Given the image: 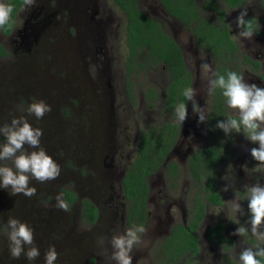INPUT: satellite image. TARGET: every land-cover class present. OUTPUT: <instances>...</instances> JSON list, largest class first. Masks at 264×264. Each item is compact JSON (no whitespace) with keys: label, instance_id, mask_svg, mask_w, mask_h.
<instances>
[{"label":"rangeland","instance_id":"obj_1","mask_svg":"<svg viewBox=\"0 0 264 264\" xmlns=\"http://www.w3.org/2000/svg\"><path fill=\"white\" fill-rule=\"evenodd\" d=\"M39 1L43 3L44 0ZM88 3L85 13L90 16V21L98 20L94 34H87L83 27L76 28L74 17L63 12L62 16L55 14L54 20L45 25L29 52L22 55L11 53L7 42V55L0 54V125L26 115L20 110L21 105L27 107L32 102L44 100L51 106V112L41 119L28 116V122L42 130L41 147L61 169L54 180L40 183L33 179L30 186L37 191L31 198L22 194L10 195V188H0V218L3 222L14 217L27 222L31 228L48 224L46 229L40 231L38 228L34 232V243L40 250V256L32 262L23 255L19 259L11 258L7 238L0 237V264H45V253L50 245H54L59 254L55 264H92L93 260L101 264H116L111 259V237L123 234L132 226H140L137 220L127 223V201L123 206L120 203L111 220L105 205V212L102 211L94 225L83 221L78 203H68L70 210L67 212L55 206V197L63 190L73 191L80 200L93 198L98 204L109 196L117 198L120 178L117 173L120 174L121 168L132 158L138 132L165 121V117H161V106L163 88L169 77L164 66L157 64L153 69H142L132 63V69L127 73L124 12L114 0H88ZM47 5L53 7L54 0H49ZM138 5L181 46L195 76L193 88L197 95L194 99L199 107L208 110L210 94L200 65L210 64V55L199 48L194 49L193 43L188 42L191 36L187 29L165 15L154 0H138ZM202 16L215 19L213 13ZM226 17L229 27H234V14ZM16 21L17 25L21 18ZM234 34H231L233 40ZM149 86L157 91L152 106H147L142 97ZM186 107L187 118L178 125L179 138L175 139L168 157L177 165L176 177L168 180L162 170H158L146 178V215L141 224L146 232L141 234V242L133 247V264H163L161 255H171L176 240L172 236L166 246L161 245L165 231L173 224L188 222L194 197L202 187L200 181L192 178L188 159L192 152L208 143L209 137L205 122L200 123L198 115L193 113L192 102L187 101ZM234 115V110L227 107V114L220 121ZM227 136L229 157L222 166L213 168V180L221 203L208 206L196 227L199 253L184 254L169 264H236V255L244 247L255 249L259 243L250 233L233 235L249 219L246 186L257 183L263 186L264 164L254 160L250 151L259 145L251 142L243 131ZM222 140L226 141L227 137ZM5 142L6 138L0 136V144ZM25 148L33 150L27 145ZM105 152L107 157L102 158ZM108 157L112 159L115 172L110 182L106 181L99 187L96 180L100 174L98 166L101 167L102 160L107 164ZM7 163L11 165L10 161ZM102 192L103 196H98ZM118 194V199L124 197L122 190ZM236 197L240 199L238 202L243 215L233 214L227 203ZM32 199L36 205L34 212H30ZM54 214L59 217L56 223L59 227L53 224ZM215 221L223 224L225 240L213 241L209 246L203 233ZM100 237L107 238L103 247L98 244Z\"/></svg>","mask_w":264,"mask_h":264},{"label":"trees","instance_id":"obj_2","mask_svg":"<svg viewBox=\"0 0 264 264\" xmlns=\"http://www.w3.org/2000/svg\"><path fill=\"white\" fill-rule=\"evenodd\" d=\"M114 1L125 11L127 17L125 26L127 73L132 69V63L142 69H153L157 64H162L169 77L163 88L161 106V117H165V121L157 125L158 127L151 126L138 132L133 156L126 165L121 179L123 195L129 201L126 219L129 223L137 220L141 225L144 223L146 215L145 202L148 192L146 178L161 169H163L166 179L173 178L177 171V165L173 161L166 162L164 167L162 165L178 134L174 109L179 102H184L187 105V100L182 93L185 88L190 87L191 74L184 66L178 45L160 28L155 19L139 12L134 5V0ZM225 1L229 6L234 5L233 0ZM21 2L22 0H6L4 2L13 6L11 16ZM161 2L171 15L181 21L193 20L196 22L192 31L197 44L213 56L217 73L226 75L228 71L237 72L233 63L240 53L234 42L228 38L224 12L218 8L215 2L212 4L219 20L217 25L197 13V7L193 0H173V6L170 4V0H161ZM10 23L11 18L2 27L4 32H7ZM242 57L244 61L247 60L246 56ZM156 92V89L150 86L143 91L142 97L147 106H152L155 102ZM226 104V98L223 97L220 89L210 94L208 119L205 121V131L209 141L192 152L188 159L190 174L195 181L202 183V187L194 197L188 222L175 224L170 235L164 240L165 245L172 236L176 237L173 251L171 255L168 253L167 256L168 264L184 254L189 256L196 254L198 247L195 232L204 213V203L214 205L221 203L220 194L213 180V168L215 165L222 166L229 157L228 136L221 129L216 128V124L227 114ZM225 136L227 140L223 141ZM62 193L63 199L67 203L76 198L70 190H63ZM81 205L82 218L89 223L93 222L96 217L95 207L88 200H83ZM222 227L223 224L217 222L207 229V234L211 238L215 235L219 241L225 240L220 233Z\"/></svg>","mask_w":264,"mask_h":264},{"label":"clouds","instance_id":"obj_3","mask_svg":"<svg viewBox=\"0 0 264 264\" xmlns=\"http://www.w3.org/2000/svg\"><path fill=\"white\" fill-rule=\"evenodd\" d=\"M36 0H24V5L31 8ZM13 11V6L0 2V27L5 26ZM246 8L240 11L235 23L241 29L239 37L251 39L253 31L251 20H246ZM200 69L207 79L208 94L221 90L226 98L227 107L234 110L235 115L219 121L216 128L221 129L226 135L232 132L246 133V137L259 147L252 148L251 156L260 164H264V88L256 84H248L242 74L228 71L221 75L213 70L209 63L200 65ZM182 95L187 101L192 102L193 113L199 117V122L204 123L208 119L207 108H201L195 101L197 95L193 87H187ZM20 110L26 115L14 118L10 123L0 125V136L6 138V142L0 144V188L11 189L10 195L22 194L31 198L36 194V188L30 186L31 181L44 183L58 178L61 169L44 148L41 147L43 132L34 128L28 122V116L43 118L51 112V106L44 100L32 102ZM174 116L178 125H182L187 118L186 103H177ZM33 149L27 151L25 146ZM11 162L9 165L7 162ZM248 214L246 224L237 228L233 235L243 236L246 233L255 238L259 243L255 249L244 247L237 255L236 264H264V186L254 184L247 187ZM227 191V188L224 189ZM56 207L67 212L69 204L63 199V194L55 197ZM236 197L227 202L231 206L233 214L243 215V209ZM146 232L143 225L132 226L123 234H114L110 239L112 248L111 259L116 264H133V247L141 242V234ZM0 237H6L11 258L19 259L22 255L27 261H35L40 256V250L34 243V230L21 220L9 217L6 222L0 218ZM106 237H100L98 244L103 247ZM107 250L105 249V252ZM59 254L54 245H50L45 253V264H55Z\"/></svg>","mask_w":264,"mask_h":264},{"label":"flooded vegetation","instance_id":"obj_4","mask_svg":"<svg viewBox=\"0 0 264 264\" xmlns=\"http://www.w3.org/2000/svg\"><path fill=\"white\" fill-rule=\"evenodd\" d=\"M5 1L6 0H0V2H3V3ZM154 1L156 2L159 9L162 10V12L165 15H167L170 19L174 20L175 22H178V24L180 26L182 25L183 27H185L187 29V31L190 33V36H191V39L188 42L193 43L194 49L199 48L202 52L206 53L207 55H210V57H211L210 65L212 66L213 70L215 71L216 63H215L213 56L209 52L204 51L203 48L197 44V40H196L195 35L192 31L196 22L193 20H185V22H183L168 12L165 9V7L163 6V3L161 2V0H154ZM193 1L196 4L197 13L200 16H202L203 14H206V13H208V14L213 13L214 14V16H215L214 20H210V19L202 16V17L206 18L207 20L213 22L214 25H217L219 20L217 17V12L215 11V8H214L212 3L215 2L217 4L218 8L224 12V20L226 22V28L228 31V38L232 42H234V44L237 48V51L240 53V56H238L237 60H235V62L233 63V67L237 70V73L242 74L243 78H245V80H246V83L256 84L258 87L264 88V0H233V4H234L233 6H229L225 0H210V1L209 0H193ZM46 2L49 4V0H44L43 3H41L39 0H36L34 6H32L31 8H27L24 5V0H22L21 4L16 8L15 12L11 16V23H10V26H9L7 32H4L3 28L0 27V48H1L0 54H1V56L7 55L6 54L7 53V51H6L7 50V47H6L7 42L10 43L9 46L11 47V49H10L11 53L16 52V53H19L22 55L25 52H29L31 50V46L33 45V43L37 42L38 37H39L40 33L42 32L43 28L45 27V25H47V23L51 22V20H54L53 18H54L55 14H59L62 16L63 12H65L66 15H68V17L73 16L74 17V24L76 25V28L78 26L81 28L83 27V30L88 32L87 34H92L95 31V28L98 25V20L90 21L91 20L90 16H88L85 13V8L89 5L88 0H54V6L53 7H49ZM170 4L173 6V0H170ZM134 5L138 9L139 12H141V13L145 14L146 16L152 18L147 13L141 11L138 8V6H139L138 0H134ZM245 8L247 11V16L245 17V19L251 20L252 31L254 32L251 39H243L242 37H239L238 35H239V32L241 31V29L239 27H237V25L235 23L236 17L239 15L240 11L245 10ZM122 11L124 12L125 17H126L125 11L123 9H122ZM78 12H80L82 15H79ZM227 14H234V17H233L234 27H232V28L229 27L228 20L226 17ZM81 16H83V19L81 18ZM17 18H21V21L16 25V23H17L16 19ZM152 19H154V18H152ZM126 20H127V17L125 18V26H126ZM159 25H160V28L162 29V25L160 23H159ZM231 34L236 35L235 40H233L231 38ZM125 36H126V30H125ZM170 37L178 45L176 40L172 36H170ZM203 41L205 42V40H203ZM178 47L181 51L184 66L188 70V72L191 74L190 87H193L194 82H195V76H193L191 73V70L189 68V64L185 60V56L183 55V50H182L181 46L178 45ZM10 51H9V53H10ZM242 56H246L247 60L244 61ZM177 137H178V134H177ZM174 145L175 144H173L171 146V150L168 153V155L166 156L162 167H164L166 162L171 161V160H168V157L172 153ZM132 150L134 151V147ZM101 156H102V158H105V157H107V153L105 152ZM91 160H94V159H91ZM108 160H109V162L107 164L104 162V160H102L101 167L98 166V173H100V174L96 180L99 182V187H100V184H102V183L105 184L106 181L110 182V179L113 177V172H115V168L111 164V161H112L111 157H108ZM95 163H96V165H98V163L96 161H95ZM128 163H129V160L121 168L120 174H118L119 172L117 173V175L120 177V178L118 177L119 178V180H118V182H119L118 183V191H117V194L115 196L117 198L113 199V198H111V196H109L108 198H103V201L100 204H98V202L93 198L92 199H83V200H88L96 209V217L93 220V222L89 223L87 220L83 219L84 222H86L90 225H94L98 221L102 211L105 212L103 210V209H105V205H106V210L108 212H110L109 220H111V218L114 217L113 213L115 214L117 209L120 207V203L123 206L125 201H127L125 199V197H123L122 199H118V195H119L118 193L121 192V190H122L121 179L124 175L125 167ZM161 170L163 173V169H161ZM176 173H177V171H176ZM176 173L174 174L175 176L173 178L176 177ZM173 178H167V179L172 180ZM261 183L264 186V180ZM109 189H110V191L113 190L111 188V186H109ZM99 191H100V189H98V192ZM71 192L75 195L76 198H75V200L70 201L69 203H78L77 205L79 206V210L81 213V210H82L81 202L83 200H80L79 196L77 194H75L73 191H71ZM122 192H123V190H122ZM100 195L102 197L103 192L98 194V196H100ZM34 202L35 201L32 199L30 212L35 211L36 205L34 204ZM114 203L115 204L118 203V204L113 205ZM128 205H129V201H127V205L125 206L126 216H127ZM208 206H214V204H209V203L205 202L204 203V213L206 212V209L208 208ZM204 213H203V215H204ZM203 215H202L200 220H202ZM81 216H82V214H81ZM58 218L59 217H57V214H54L53 224L56 227H59V225H56V223H58ZM38 222H40V221L38 220ZM113 222L110 225H113ZM127 223H128V221H127ZM215 223H217V222L216 221L211 222L206 227L205 232L203 233L205 235L204 240L206 241V244H208L209 246L211 245V243H213V241L221 242L217 239V237L215 235L211 238L207 234V229ZM31 224L32 223L30 221V225ZM174 225L175 224L171 225V227L168 229V231H165L161 245H164V240L167 236L170 235L171 229L174 227ZM47 226H48V224H46L44 226L42 225L41 227L33 225L32 228L35 232L36 229L39 228L41 231L43 229H46ZM222 229H223V227H222ZM222 229L220 230L221 234H222ZM196 243H197V247H198V250L196 252V254H197V253H199V244H200V240L198 238L196 240ZM167 259H168V257L165 256L164 253L160 257V261L163 264H168ZM173 262L174 261H172L171 263H173ZM92 264H101V263H97V261L94 262V260H93Z\"/></svg>","mask_w":264,"mask_h":264}]
</instances>
